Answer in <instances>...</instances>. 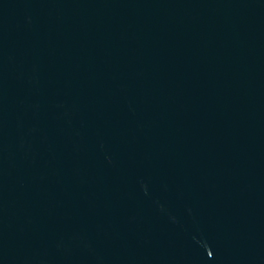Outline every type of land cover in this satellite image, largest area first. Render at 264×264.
<instances>
[{
  "label": "water",
  "instance_id": "water-1",
  "mask_svg": "<svg viewBox=\"0 0 264 264\" xmlns=\"http://www.w3.org/2000/svg\"><path fill=\"white\" fill-rule=\"evenodd\" d=\"M0 264H264V0H0Z\"/></svg>",
  "mask_w": 264,
  "mask_h": 264
}]
</instances>
